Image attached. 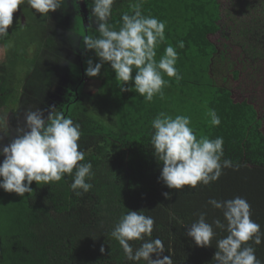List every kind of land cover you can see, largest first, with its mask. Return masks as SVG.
Instances as JSON below:
<instances>
[{"label": "trees", "instance_id": "obj_1", "mask_svg": "<svg viewBox=\"0 0 264 264\" xmlns=\"http://www.w3.org/2000/svg\"><path fill=\"white\" fill-rule=\"evenodd\" d=\"M80 1L74 0L78 9ZM84 2L88 7V0ZM137 2L117 0L113 5L110 23L117 30L121 14H132L130 5ZM222 4V0H142L144 15L166 21V44L178 52L176 68L183 77L176 81L165 76L170 85L163 89L164 98L156 96L152 102H146L134 91L121 93L109 64L96 77L85 75L86 61L91 58L95 63L99 58L94 51L84 50L79 35H96V25L92 24L90 29L83 11L73 14L70 41L75 37L80 60L72 63L73 93L54 112H62L80 124L79 144L85 153L80 163H92L95 175L86 182L93 187L77 196L70 188L73 177L65 174L61 181L41 187L33 181V192L24 197L0 189V264H136L126 259L118 241L111 236L121 215L129 210L154 218L151 238L159 237L164 242V255H171L173 264H215L212 259L216 240L226 232L217 229L209 247H197L185 235V225L194 222L200 212L207 213L209 223L218 217L223 219L220 210L207 203L210 198H246L252 220L264 231V113L254 99L256 96L240 100L234 96L236 89L246 82L254 80L255 85L264 87V58L247 57L242 48L233 56L228 36L220 34V38L214 39V35L225 30L224 19L230 14ZM8 32L0 38V46L10 44L13 33L11 29ZM181 40L185 45L182 49L177 47ZM51 42L55 41L49 36L46 44L50 46ZM166 44L157 48V60ZM14 59L22 61L18 54ZM44 61L41 55L31 61L37 67L28 74L20 91L15 86L10 88L8 75L0 73V109L10 105L15 110L19 98L27 107L32 96L29 89L45 95L50 73L48 69L47 76H43L40 71ZM87 79L98 82L92 94L84 92ZM209 109L216 111L220 125L208 123L205 114ZM161 111L172 116H190L197 138L223 137L222 160H232L239 165L238 170L226 168L218 181L206 186L168 189L157 179L161 165L150 143V122ZM106 112L111 115L107 117L110 124L100 118L106 117ZM164 192H170V198H165ZM130 243L135 250L142 241ZM255 248L257 258L264 261V243ZM152 256L155 259V254Z\"/></svg>", "mask_w": 264, "mask_h": 264}, {"label": "clouds", "instance_id": "obj_2", "mask_svg": "<svg viewBox=\"0 0 264 264\" xmlns=\"http://www.w3.org/2000/svg\"><path fill=\"white\" fill-rule=\"evenodd\" d=\"M24 3L25 0H0V38L9 34L13 13ZM65 3L66 0H27V5L35 10L34 15L45 18ZM116 3L117 0H88L89 27L93 29L92 23L96 25V35L90 32L79 37L84 50L94 51L99 62L94 63L89 58L85 75L96 77L102 67L109 64L121 93L134 91L146 102H152L156 96L163 99V89L170 85V79H165V76L176 81L183 78L176 68L179 54L171 44H166V21L144 15L142 0H138L130 5L132 14H121L117 30L110 23ZM161 44L166 46L157 60V48ZM184 46L182 40L177 45L181 49ZM54 109L50 106L47 116L44 109H28L24 114L23 127L16 130V137L0 146V156L4 157L0 162V189L3 191L24 197L25 193L33 192V181L41 187L61 181L65 174L73 177L70 188L77 196L93 187L86 182L95 175L92 163H80L85 159L79 144L81 126L62 112H54ZM205 115L211 126L220 125V117L214 109H209ZM150 123L153 155L161 165L157 179L168 189L180 191L185 186H206L218 181L224 169L238 170L239 165H234L232 160H222L223 137L210 139L201 135L197 138L190 116H172L161 111ZM162 194L165 198L171 195L170 192ZM207 203L220 210L223 219L218 217L209 223L207 213L200 212L194 222L185 225V235L192 239L195 246L213 245L218 229L227 235L216 240L212 259L215 264H264L257 258L255 248V245L264 243V231L252 220L251 205L247 199L241 196L226 200L210 198ZM154 224V218L142 211L129 210L121 215L111 236L118 241L128 261L136 264L140 261L144 264H173L172 256L164 255V242L159 237L151 238ZM130 241L142 243L134 250ZM100 251H105L103 245ZM152 254H155V259Z\"/></svg>", "mask_w": 264, "mask_h": 264}, {"label": "rangeland", "instance_id": "obj_3", "mask_svg": "<svg viewBox=\"0 0 264 264\" xmlns=\"http://www.w3.org/2000/svg\"><path fill=\"white\" fill-rule=\"evenodd\" d=\"M222 6L225 11H228L227 26L225 30L217 35L214 39L220 38V34L228 36L229 46L232 47V54L236 56L241 48L246 53L247 57L264 58V0H222ZM22 6V5H21ZM23 6L27 8L24 9ZM13 13V25L9 27L12 30L13 36L10 44L0 46V73L8 75V86L18 89L23 87L28 79V74L31 75L37 67L33 60H37L39 55L44 57V64L40 69L43 76L47 74L49 69V83L46 84L45 95L39 90L31 91L29 88L31 101L25 107L22 105L23 98L12 106H4L0 109V146L8 144L17 135V128L24 125V114L28 109L35 110L36 108L44 109L45 116L48 115L50 106L60 108L67 96L73 93L74 81L71 79L72 63L79 62V52L75 37L72 38L71 26L73 25V14L78 12V8L74 4V0H66L65 5L55 12H50L47 18L40 17L39 14L34 15L28 5L27 0ZM83 15L85 14L86 23L89 25L90 9L85 5L84 0L80 1ZM80 7V8H81ZM79 8V9H80ZM94 24V23H92ZM259 33V34H258ZM51 36L53 41L46 44L47 38ZM259 36V37H258ZM223 39L224 36L222 37ZM55 39V40H54ZM74 41V42H73ZM225 41V40H224ZM18 54L22 61L16 62L14 55ZM258 55V56H257ZM252 56V57H251ZM10 62H7V59ZM261 60V59H260ZM7 64V65H5ZM264 67V61L262 62ZM264 72V71H262ZM248 72H245V78ZM47 76V75H46ZM255 81L249 84L246 82L235 91L237 99H243L245 96L254 98L262 107L264 113V92L260 84L255 85ZM98 86L95 80L87 79V84L84 87V92L92 94ZM21 94V93H20ZM84 103L87 104L86 98ZM19 106V107H18ZM92 109V108H91ZM95 115V111L91 110ZM106 117H100L103 122L110 124L107 119L111 116L108 112ZM4 159L0 156V162ZM1 253V250H0Z\"/></svg>", "mask_w": 264, "mask_h": 264}, {"label": "flooded vegetation", "instance_id": "obj_4", "mask_svg": "<svg viewBox=\"0 0 264 264\" xmlns=\"http://www.w3.org/2000/svg\"><path fill=\"white\" fill-rule=\"evenodd\" d=\"M81 11L82 12V7L80 9H78V12Z\"/></svg>", "mask_w": 264, "mask_h": 264}, {"label": "crops", "instance_id": "obj_5", "mask_svg": "<svg viewBox=\"0 0 264 264\" xmlns=\"http://www.w3.org/2000/svg\"><path fill=\"white\" fill-rule=\"evenodd\" d=\"M252 57V56H251ZM253 57H255V55H253Z\"/></svg>", "mask_w": 264, "mask_h": 264}]
</instances>
